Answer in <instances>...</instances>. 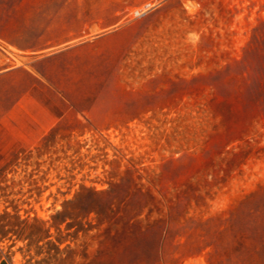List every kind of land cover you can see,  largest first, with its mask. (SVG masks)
Listing matches in <instances>:
<instances>
[{
    "label": "rangeland",
    "instance_id": "374dc122",
    "mask_svg": "<svg viewBox=\"0 0 264 264\" xmlns=\"http://www.w3.org/2000/svg\"><path fill=\"white\" fill-rule=\"evenodd\" d=\"M1 39L65 112L0 134V264H264V0H0Z\"/></svg>",
    "mask_w": 264,
    "mask_h": 264
},
{
    "label": "crops",
    "instance_id": "0c3cea01",
    "mask_svg": "<svg viewBox=\"0 0 264 264\" xmlns=\"http://www.w3.org/2000/svg\"><path fill=\"white\" fill-rule=\"evenodd\" d=\"M10 48L0 45L1 57L8 59L0 66V90L15 88L0 116V134L15 140H33L64 115V108L50 97L44 85H49L40 72L38 62L56 57L59 52L50 51L33 55L31 50L1 39ZM14 54L7 56L4 52ZM38 51V50H37ZM18 59L20 63L12 61Z\"/></svg>",
    "mask_w": 264,
    "mask_h": 264
}]
</instances>
